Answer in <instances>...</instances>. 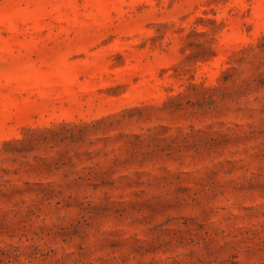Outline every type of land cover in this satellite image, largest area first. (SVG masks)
Wrapping results in <instances>:
<instances>
[{"label":"rangeland","instance_id":"1","mask_svg":"<svg viewBox=\"0 0 264 264\" xmlns=\"http://www.w3.org/2000/svg\"><path fill=\"white\" fill-rule=\"evenodd\" d=\"M0 264H264V0H0Z\"/></svg>","mask_w":264,"mask_h":264}]
</instances>
